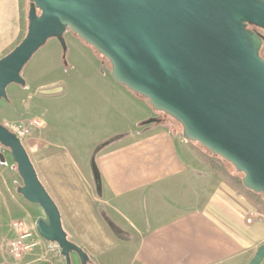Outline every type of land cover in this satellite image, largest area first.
<instances>
[{"label": "crops", "instance_id": "obj_1", "mask_svg": "<svg viewBox=\"0 0 264 264\" xmlns=\"http://www.w3.org/2000/svg\"><path fill=\"white\" fill-rule=\"evenodd\" d=\"M28 5L0 0V58L24 37ZM80 43L93 62H100ZM56 45L49 63L36 65V76L61 71ZM68 80L66 88L45 92L55 105L44 109L42 125L21 142L59 210L68 240L87 254L89 264H248L264 244V223L247 224L250 214L264 212L262 197L210 169L199 145L185 142L181 131L110 75L77 74ZM152 118L161 123L143 125ZM0 123L16 124L6 116ZM3 164L0 215L30 210L26 226L34 230L43 213L11 190ZM12 224L7 243L15 237ZM35 240L38 246L16 264H65L61 256L45 252L44 240Z\"/></svg>", "mask_w": 264, "mask_h": 264}, {"label": "water", "instance_id": "obj_2", "mask_svg": "<svg viewBox=\"0 0 264 264\" xmlns=\"http://www.w3.org/2000/svg\"><path fill=\"white\" fill-rule=\"evenodd\" d=\"M27 1L26 33L0 58V101L8 86H25L21 72L47 41L60 44L64 60L69 32L108 62L116 84L178 123L187 142L230 164L243 188L264 200V0ZM0 147L22 181L17 193L43 213L37 236L56 244L65 264L72 254L89 264L68 240L21 140L1 123ZM263 261L264 244L248 264Z\"/></svg>", "mask_w": 264, "mask_h": 264}, {"label": "rangeland", "instance_id": "obj_3", "mask_svg": "<svg viewBox=\"0 0 264 264\" xmlns=\"http://www.w3.org/2000/svg\"><path fill=\"white\" fill-rule=\"evenodd\" d=\"M261 34L264 35L263 31H259ZM64 41L66 46L65 52V59L60 60L62 64V69L59 73L56 72H49L44 75V77L40 78L37 73H35L36 65L39 62H43L47 64L49 60L53 56L55 49L53 48V44H57L56 50L59 52L60 58H62V49L60 44L55 40H49L47 43L38 50L31 60L24 66L21 76L23 79H27L25 86H18V85H10L6 89V96L5 100L0 101V117L6 116L9 122L15 123H24L27 121L37 120L41 122L42 113L44 109H49L52 105H55L54 102H50L47 95H51L49 93H45L48 91H52L55 88H66L69 84L67 81L70 77H74V75L80 74L83 77H94L99 76L101 74L110 75V65L108 62L100 57V62H93V55L87 49H85L78 39H75L69 33L64 35ZM55 42V43H53ZM15 47V46H14ZM13 47V48H14ZM12 48V49H13ZM92 50V49H91ZM11 51V50H10ZM9 51V52H10ZM7 52L6 54H8ZM93 52V51H92ZM5 54V55H6ZM260 57L264 59V45L260 51ZM102 62V63H101ZM74 67V68H72ZM78 77V76H77ZM25 81V80H24ZM52 81H59L56 85L52 87H40L41 85L48 84ZM68 84V85H67ZM164 122L169 123L173 128L181 131V127L178 123L172 120L169 117H166L162 114H157ZM193 144V143H192ZM205 154H208L206 150L201 148ZM0 154H2L5 158L6 164H3L2 170L5 172L4 174L7 176V185L10 186L11 190L16 193L17 186L14 184V180L17 175L14 173L16 172V167L12 162V159L9 155L7 149L0 147ZM4 161V162H5ZM2 162V163H4ZM224 168L233 176L238 177L239 179L242 178L241 174L235 172L234 168L226 163L223 162ZM14 171H13V170ZM20 186H22V182L20 181ZM7 200L8 197H7ZM32 206V205H28ZM30 208V207H29ZM33 208V207H32ZM37 208V207H34ZM33 217V212L29 210L28 213H19L13 215L11 217L7 216V212L1 210L0 215V264H16L18 261L22 259L24 254L19 259H14L7 255V225L14 223V222H22L25 225L29 224L28 216ZM28 254V253H27ZM72 264L76 263L75 255H72Z\"/></svg>", "mask_w": 264, "mask_h": 264}, {"label": "built area", "instance_id": "obj_4", "mask_svg": "<svg viewBox=\"0 0 264 264\" xmlns=\"http://www.w3.org/2000/svg\"><path fill=\"white\" fill-rule=\"evenodd\" d=\"M41 122L37 120H32L27 124H9L5 125V127L13 133L19 140H22L29 136L31 130L35 128H39L41 126ZM185 142H187L185 140ZM255 220H259L264 223V212H255L249 215L247 218V224L252 223ZM12 229L15 233V237L7 243V255L14 258L19 259L24 254L31 252L35 249L38 244L35 240V230L29 229L22 222H14L12 224ZM46 253L54 254L56 256H61L59 247L54 243L46 242Z\"/></svg>", "mask_w": 264, "mask_h": 264}, {"label": "trees", "instance_id": "obj_5", "mask_svg": "<svg viewBox=\"0 0 264 264\" xmlns=\"http://www.w3.org/2000/svg\"><path fill=\"white\" fill-rule=\"evenodd\" d=\"M208 153V152H207ZM203 160L204 162L206 163V165L209 166L210 169L214 170V171H217L219 173H222L224 176H226V178L228 177L229 181L236 185L237 187L245 190L242 186V182H241V179H239L238 177L236 176H230L227 172V170L224 168V164L222 159L218 158V157H215V156H211L209 153L208 154H205L203 156ZM246 192L250 193V194H253L249 191L246 190Z\"/></svg>", "mask_w": 264, "mask_h": 264}]
</instances>
